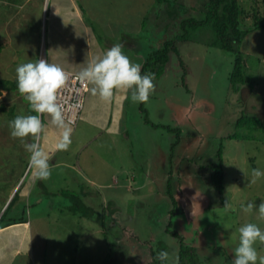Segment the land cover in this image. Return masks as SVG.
Listing matches in <instances>:
<instances>
[{
    "label": "rangeland",
    "instance_id": "1",
    "mask_svg": "<svg viewBox=\"0 0 264 264\" xmlns=\"http://www.w3.org/2000/svg\"><path fill=\"white\" fill-rule=\"evenodd\" d=\"M160 1L159 4L155 0L81 3L86 9L92 6V20L86 17L98 30L101 27L104 32L107 21L119 19L134 24L133 31L137 24L143 29L138 37L125 31L119 37L120 43L140 40V45L145 44V50L150 52L162 41L174 39L178 52H168L163 72L155 76V91L150 93L147 103L132 102L130 94L125 107L129 104L127 115L126 111L117 117L113 114L112 120L122 116L125 126L120 134L113 133L112 122L109 128H100L106 126L103 119L94 118L90 123L85 116L84 99L83 112L70 125V151H58V156L64 162L74 163L80 174L67 167L57 168L56 181L44 180L52 195L47 196L45 190L35 186L38 204L34 203L33 194L23 196L28 182L22 184L23 178L19 179L21 162L29 154L24 145L32 143V137L13 138L9 128V121L17 115L35 113L19 91L2 90L0 209L4 200L7 201L0 216L19 187L18 198L5 216L19 215L22 211L15 209L17 204L21 205L22 214L31 221L27 246L30 242L32 245L30 253L27 249L8 264H148L150 248L169 252L176 264L179 244L165 229L169 222V230L179 232L188 245L195 247L200 264H232L239 245V227L251 222L264 231V218L260 217L258 208L251 212L242 208L249 202L258 206L264 200V176H252L253 169L264 172V131L253 132L254 139L228 138L232 132L248 134L234 124L241 114L254 115L264 122L263 30L252 31L237 43L243 56V69L250 76L243 73L248 80L243 85L236 84L233 90L229 74L235 55L210 44L211 25L187 28L188 40H179L183 34L180 21L189 17L201 19L200 12L207 0ZM247 1L250 5L251 1ZM256 3L258 10L264 11V0ZM46 8L44 16L36 17L33 8L23 7L21 17L17 18L18 30L11 31L8 24L4 39L7 46L0 54L6 53L16 63L0 67L1 77L13 79L17 66L34 62L39 49L41 53L45 49L47 56L53 55L48 60L50 63L64 67L62 64L70 58L67 51L76 53L82 44L81 40L71 45L66 43L62 35L69 27L60 24L53 29L52 24L57 21L50 17L51 5L48 15ZM12 9L11 3L10 6L0 3V22L8 18ZM140 11H147L145 18L138 17ZM93 87L91 84L90 89ZM115 91L120 89L113 94ZM97 100L92 108L97 114H105L114 107V104L105 106L106 101L100 98ZM42 119L45 131L39 141L41 147L45 149L47 139L56 146L62 130L53 132L54 125L47 114ZM98 129L101 138L97 142L109 144L103 149L96 147L98 143L88 145L89 136ZM219 150L224 170L222 194L216 192L211 180ZM76 156L79 163L74 162ZM16 182L13 193H9ZM169 184L171 196L167 192ZM72 193L92 209L91 217L70 212L69 206L74 204ZM226 203L229 207H225ZM253 246L259 264V257L264 256V243L257 241Z\"/></svg>",
    "mask_w": 264,
    "mask_h": 264
},
{
    "label": "clouds",
    "instance_id": "2",
    "mask_svg": "<svg viewBox=\"0 0 264 264\" xmlns=\"http://www.w3.org/2000/svg\"><path fill=\"white\" fill-rule=\"evenodd\" d=\"M124 46L123 43H115L102 57H94L87 67L79 72L78 79L94 85L92 94L98 95L103 101H110L114 90L123 89L130 92L132 102L147 103L150 93L155 91V74L149 72L142 75V65L133 63L124 54ZM45 59L37 58L34 62L17 66L18 91L28 101L31 112L35 114L17 115L9 121L10 135L13 138L23 140L32 137L33 142L24 146L30 154L28 169L36 180H47L51 175L50 155L39 142L45 131L42 117L47 114L51 117V123L62 130L56 144L57 150L67 151L72 133V127L66 122L64 108L60 103V92L66 86L69 75L60 65ZM252 176L260 178L264 176V172L253 169ZM225 207H229V204L226 203ZM242 208L245 212L258 208L260 217L264 218V200L258 206L249 202L246 206L242 205ZM238 231L239 245L235 249L232 264H257L258 253L253 245L257 241L264 243V231L251 222L239 227ZM157 259L175 264L167 251L158 252ZM259 264H264V256L259 257Z\"/></svg>",
    "mask_w": 264,
    "mask_h": 264
},
{
    "label": "crops",
    "instance_id": "3",
    "mask_svg": "<svg viewBox=\"0 0 264 264\" xmlns=\"http://www.w3.org/2000/svg\"><path fill=\"white\" fill-rule=\"evenodd\" d=\"M46 2L48 3L46 4ZM82 2L86 3V0H0V3L3 4V6L4 5L10 6V3L13 6V9L7 15L8 18L0 22V43L2 44L0 53L2 50H5V46H7L4 39L9 31L8 24L11 25V31H13V29L18 30L19 22L17 21V18L21 17L23 7H27V6L29 7V10L32 8L34 9V12H35L34 15H36L37 17L38 15H41V14L44 16V6L47 7L46 15H48V10L51 5L50 17L53 18V20L57 21V24H52V28L54 29L55 27H58L60 24L65 25V26L67 25L69 27V29L67 30L68 32H65V34H63L62 36L64 38V41L68 43L69 45H71L72 42L74 43L76 41L78 42L80 40L82 41V44L79 42L80 47L76 48V53L73 50L67 51L70 58H68V60L64 64H62L64 65V67H62L63 69H66V70H69L75 73H79L84 68H86L88 63L93 59V57H97V56L102 57L103 54L115 44L114 43L115 41L117 43H120L119 37L121 34H124L125 31L130 32L129 35H133L137 37L141 35L140 33L142 32L143 29L140 30L137 24L136 29H134L133 31L132 28L135 25L134 24L130 25L128 23L129 20L127 19H119V21L118 20L107 21V23L103 27L105 29L104 32L102 31L101 27L99 28V30L96 29L93 23L92 24L89 23L90 21L86 17L88 16L92 20L91 18L92 6L90 5V7L86 9L83 7V4L81 5ZM140 13H143V15H140ZM145 15H147V11L146 12L140 11L138 13V17L140 16V17L145 18ZM93 29H95L96 34L94 33ZM263 33H264V29H263ZM250 40H251V43H253L251 38ZM139 41L140 40H138V42L136 41L127 42L126 41L125 46L122 49V51L124 52L125 55L129 53L127 56L130 58V60L133 63L141 64L143 62L144 54L147 51L145 50V44L140 45ZM39 50L37 51V56L35 60L38 58ZM42 54L44 55L47 61L49 60L50 56L51 58L53 57V55L51 54L50 56H47L48 53L46 52L45 49H43ZM82 54H84L85 57L82 58L81 57ZM7 56L8 55L6 53L0 54V67L1 68H5V67H8L9 65H14L16 63L15 61L11 62V58ZM13 57L14 56H12V58ZM83 59L85 61V64L83 62ZM15 76L16 75H14L13 77L15 78ZM90 88H91V84L88 82V90L85 94V100L87 101L86 107H85V116L87 117L90 123H92L94 118L97 120H101V119H103L104 121L106 120V126H100V128L101 127L109 128L112 122L113 124L112 126H115L113 133L115 135L120 134L123 128L122 126H125L123 125V122H122V116H120L119 118L115 120H112V116L113 114H115V117H117V115L123 114L129 108V104H127L128 108L125 109L127 100L130 96V92L128 91L126 92L123 89H120V91H115V94H113V97H112V99L114 97L115 99L114 100L111 99V101L105 102V106L114 104V107L112 109H108V111L105 114H102V113L97 114L96 112H94L95 111L94 109L92 110V108L95 104L97 105V102L99 101L97 99L99 98V96L92 95V91ZM83 110H84V106H83ZM126 115H127V111H126ZM59 130H60L59 128L54 126L53 132L56 133V132H59ZM51 131H52V128L49 129V132ZM100 138H101V130L98 129L89 136L88 145H93L95 143H98L96 147L97 148L101 147L102 149L104 148V146L109 145V144H101V142H97ZM47 141L49 142L48 139ZM48 142L44 144V148H45L44 150L50 155L49 163H50V168L52 169V172H51L50 177L46 181L48 183L56 181V179H58V175H57V171L55 170L60 167H67L68 169L74 171L75 174H80V172L76 170L75 164L70 163L68 161L64 162V159L58 156L59 150H57L56 146L53 144H49ZM68 151H70L69 148H68ZM29 155L30 154H28L26 159L22 160L21 162L20 168H21L22 176L19 179L26 178L25 174L27 173V171L30 172L28 169ZM74 162L75 163L80 162L78 156H76V159ZM29 174H31V172ZM76 176H73V178L75 179ZM90 179L87 177L88 181H90L93 184L96 183L94 182L95 180L93 178H90ZM17 183L18 182H16V184L12 187L9 193L11 192L13 193L15 187L17 186ZM36 185L40 188V191L45 190V192H51V188H49V185H47V183L44 182V180H36L32 174L30 175L28 184L24 188L23 196H28L30 194H33L35 196L34 203L38 204L39 203L38 197L35 193ZM47 187L49 189H47ZM6 201L7 200L5 199L4 205ZM3 206L1 207L0 211L2 210ZM30 225H31L30 220H27L24 222L23 221L16 222L12 224H6L4 222L0 223V259L3 257H6L5 259H3V261H0L2 262L1 264H8L9 261H12L14 257L19 256L21 253L22 254L26 253L27 249L29 251L28 253H30L32 249L31 242H30L29 247L27 246V244L29 243L28 237L30 236V233H29Z\"/></svg>",
    "mask_w": 264,
    "mask_h": 264
},
{
    "label": "trees",
    "instance_id": "4",
    "mask_svg": "<svg viewBox=\"0 0 264 264\" xmlns=\"http://www.w3.org/2000/svg\"><path fill=\"white\" fill-rule=\"evenodd\" d=\"M165 1V0H164ZM251 4H248L247 0H207L204 4V9L201 10L200 13H203V17L201 19H193L189 17L187 20L182 19L179 23V26L182 27L183 34L181 37H179V40H188L189 31L187 28L197 29L198 27H202L203 25H211V28L213 30V38L210 41L211 45H214L216 47H219L225 51H228L230 53H233L235 55L234 61H233V68L231 73L229 74V80L231 82V87L234 90V86L236 84L243 85L246 83V80L248 78H245V75L249 77L250 75L247 74L243 69L242 64V53L239 50L237 43L242 42L243 38L245 36H248L252 31L258 30V29H264V11L260 8V11L258 10L259 6L256 3V0H250ZM158 2V3H157ZM161 1L156 0V4H159ZM167 3V2H164ZM183 5V3L181 2ZM264 7V5H263ZM249 19V21H248ZM2 47V44L0 43V49ZM172 51L174 53L178 52L177 49V41L174 39H166L161 42V44L154 50H151L150 52L147 51L144 54L143 62L141 63V74L146 73H154L155 76H159L161 72H163L164 69V63L167 59V54L169 51ZM245 75H244V74ZM2 90H17V78L9 79L4 78L0 76V95ZM251 93V92H250ZM140 105H143V103H140ZM4 109L2 106L1 109ZM143 110V109H142ZM144 112V111H143ZM243 113V112H242ZM234 124L236 128L239 129H245L247 133L236 135L233 132L228 135V138L234 137V138H244V139H254L253 132L255 131H264V122L259 117H256L251 114H241L240 116H237L234 120ZM154 126V125H153ZM247 134V135H246ZM217 159L218 164L217 168H215L214 172L211 174V180L214 185V189L219 194L223 193V178H224V170H223V164H222V157H221V151L219 150L217 152ZM30 172L27 171L25 174L26 178L23 179V183L28 182L30 175ZM22 176V175H21ZM24 176V177H25ZM170 184L167 187V192L171 196L170 193ZM19 187L14 192V195L8 202V205L4 209L2 215L0 216V223L4 222L6 224H12L16 222H24L27 221L26 217L22 214L23 209H21V205L17 204L16 209L18 211H22L19 215H13L10 218H6L5 213L8 210V208L13 203L14 199L16 197L18 198L19 193ZM46 194L52 195L51 192H46ZM45 194V195H46ZM74 199V204H71L70 212L71 213H77L78 216L83 217H91L92 216V209L87 206L86 203H83L81 200H78L77 195L71 194ZM69 196V194H68ZM173 200V206L175 205V200ZM24 207L26 204H24ZM170 210V213H173V209ZM25 217V218H24ZM170 224V222H169ZM169 224L165 227V229L169 232V234L177 239L178 246V258L176 261V264H200L197 259V254L195 252V247L192 245H188L184 237L175 230H169ZM102 230L105 229V226L101 225ZM160 252V250H152L150 248V260L148 264H166L167 261H160L157 259V254Z\"/></svg>",
    "mask_w": 264,
    "mask_h": 264
},
{
    "label": "built area",
    "instance_id": "5",
    "mask_svg": "<svg viewBox=\"0 0 264 264\" xmlns=\"http://www.w3.org/2000/svg\"><path fill=\"white\" fill-rule=\"evenodd\" d=\"M38 59H45L42 53H39ZM46 60V59H45ZM69 79L66 86L60 92V103L64 108L65 120L70 125L75 124L84 106L85 94L88 90V82L80 81L78 74L64 69Z\"/></svg>",
    "mask_w": 264,
    "mask_h": 264
}]
</instances>
